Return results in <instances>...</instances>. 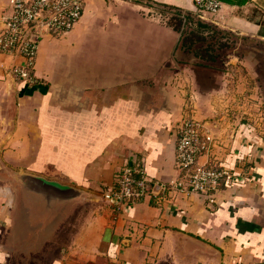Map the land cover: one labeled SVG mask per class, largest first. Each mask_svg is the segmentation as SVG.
Listing matches in <instances>:
<instances>
[{
    "label": "crops",
    "instance_id": "crops-1",
    "mask_svg": "<svg viewBox=\"0 0 264 264\" xmlns=\"http://www.w3.org/2000/svg\"><path fill=\"white\" fill-rule=\"evenodd\" d=\"M255 2H222L211 20L194 0H88L76 29L42 43L34 86L13 75L25 59L0 52V264H264V139L246 125L236 134L228 78L201 83L212 64L182 48L160 10L259 38L263 24L240 16ZM13 11L0 0V29ZM189 102L216 138L200 162L231 168L207 195L192 192L177 165ZM134 165L149 194L111 204L106 195ZM24 175L80 196L48 200Z\"/></svg>",
    "mask_w": 264,
    "mask_h": 264
},
{
    "label": "built area",
    "instance_id": "built-area-1",
    "mask_svg": "<svg viewBox=\"0 0 264 264\" xmlns=\"http://www.w3.org/2000/svg\"><path fill=\"white\" fill-rule=\"evenodd\" d=\"M194 1L201 15H217L222 8L219 0ZM12 5L13 14L3 21L0 29V52L23 57L25 64L15 68L13 75L34 86L37 84L35 66L41 36H59L71 31L84 15L86 0H12ZM189 104L179 127L177 165L184 184L194 193L207 195L216 191L223 179L231 174L227 167L217 169V164L200 162L203 156L212 152L216 138L206 123L195 119ZM150 188L144 171L134 165L123 170L117 189L106 197L111 204L119 206L145 197Z\"/></svg>",
    "mask_w": 264,
    "mask_h": 264
},
{
    "label": "rangeland",
    "instance_id": "rangeland-1",
    "mask_svg": "<svg viewBox=\"0 0 264 264\" xmlns=\"http://www.w3.org/2000/svg\"><path fill=\"white\" fill-rule=\"evenodd\" d=\"M87 3L88 0H86V6ZM255 3L249 5L248 8L241 9L240 16L246 17L252 23H264V0H257ZM160 10L168 23L178 24L180 18L177 17L178 11L176 9L160 7ZM215 17L216 15H212L210 18L214 20ZM81 20L82 18L71 31L62 35H42L38 42V51H40L45 39L48 37L61 38L68 35L76 29ZM198 21L204 22L196 15L192 16V19L183 20L180 30L182 33L184 32V37H192L193 33L195 34V50L199 51L203 56V58H198V60L212 64L209 65L212 67L211 74L199 72V81L205 85H214L215 78L226 76L228 80L224 81L223 87L228 90L231 101L229 102L228 100L227 102V108L231 109L228 118L238 125H234L237 131L236 134L241 133L242 126L246 125L247 130H253L251 134L253 133L257 139H264V37L260 35L259 38H254L250 34L248 35L246 31L238 35L212 22H204L207 25H211V27L203 29L198 26ZM232 27L235 28V26ZM198 36L201 38L198 39ZM190 54L194 53L190 52ZM201 70L205 72L204 68ZM190 105L192 106V104ZM253 139L245 138L244 141L252 144ZM250 163L242 167L248 165L250 167ZM228 169L230 171L231 168ZM48 204H52L54 207L58 205L56 203ZM47 208H50V206L47 205ZM59 208L61 210L67 208V206L60 205ZM59 212H56L57 215ZM53 219L58 220L57 216L53 217Z\"/></svg>",
    "mask_w": 264,
    "mask_h": 264
},
{
    "label": "water",
    "instance_id": "water-1",
    "mask_svg": "<svg viewBox=\"0 0 264 264\" xmlns=\"http://www.w3.org/2000/svg\"><path fill=\"white\" fill-rule=\"evenodd\" d=\"M22 178L32 190L42 193L48 200L66 201L80 196V191L60 181L49 180L34 175H24Z\"/></svg>",
    "mask_w": 264,
    "mask_h": 264
},
{
    "label": "trees",
    "instance_id": "trees-1",
    "mask_svg": "<svg viewBox=\"0 0 264 264\" xmlns=\"http://www.w3.org/2000/svg\"><path fill=\"white\" fill-rule=\"evenodd\" d=\"M225 4H229V5H232V6H244L246 5L248 2H251V0H219ZM164 8H168V9H175V7H172V6H165ZM178 11V18L179 21H178V24L174 25L173 23H169L174 29H176L178 32L181 33V44H182V48L185 49L186 51L188 52H193L194 55L197 57V58H203V56L201 55V53L197 50H195V46H196V42H195V39L194 37L196 38L195 34L193 33L192 37H184V32L182 33L180 28H181V25H182V21L183 20H188V19H192L191 17V14L190 13H187L186 15L183 16V11L182 10H179V9H176ZM260 24H263L264 26V23H260ZM198 26L203 28V29H209L211 27V25H207L206 23L204 22H201V21H198ZM198 39L201 38V37H197ZM203 39V38H202ZM217 169H220V165H217L216 167Z\"/></svg>",
    "mask_w": 264,
    "mask_h": 264
}]
</instances>
